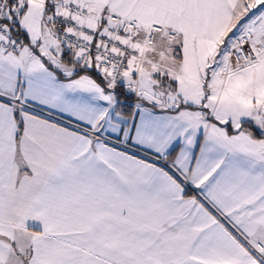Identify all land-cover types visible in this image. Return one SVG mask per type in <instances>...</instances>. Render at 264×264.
I'll return each instance as SVG.
<instances>
[{"label":"snow or ice","instance_id":"snow-or-ice-1","mask_svg":"<svg viewBox=\"0 0 264 264\" xmlns=\"http://www.w3.org/2000/svg\"><path fill=\"white\" fill-rule=\"evenodd\" d=\"M0 264H264V0H0Z\"/></svg>","mask_w":264,"mask_h":264}]
</instances>
